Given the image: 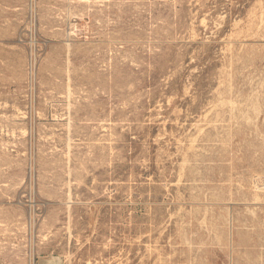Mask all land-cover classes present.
I'll list each match as a JSON object with an SVG mask.
<instances>
[{"label":"rangeland","instance_id":"obj_1","mask_svg":"<svg viewBox=\"0 0 264 264\" xmlns=\"http://www.w3.org/2000/svg\"><path fill=\"white\" fill-rule=\"evenodd\" d=\"M39 1L32 98L0 0V222L33 181L62 264H264V0Z\"/></svg>","mask_w":264,"mask_h":264},{"label":"built area","instance_id":"obj_2","mask_svg":"<svg viewBox=\"0 0 264 264\" xmlns=\"http://www.w3.org/2000/svg\"><path fill=\"white\" fill-rule=\"evenodd\" d=\"M39 0H26L24 11L25 20L28 22L29 30V58L26 65V88L30 96H34L38 85L37 58L34 52V29L39 14ZM33 49V53H32ZM31 177V175H30ZM254 187L264 191V174H256L253 179ZM25 193L15 201L16 204L24 206L27 210L23 221L14 224L0 222V252H12L17 258L24 260L25 264H37L40 248L45 236L39 232V225L43 216L44 204L37 196L36 185L32 182L24 185ZM19 190L23 191L20 187Z\"/></svg>","mask_w":264,"mask_h":264},{"label":"bare ground","instance_id":"obj_3","mask_svg":"<svg viewBox=\"0 0 264 264\" xmlns=\"http://www.w3.org/2000/svg\"><path fill=\"white\" fill-rule=\"evenodd\" d=\"M254 9V8H253ZM261 13H263V12H261ZM252 14V13H251ZM260 15V14H259ZM263 15V14H262ZM253 17V16H252ZM255 17V16H254ZM205 18V17H204ZM203 18V19H204ZM251 18V17H250ZM264 18V17H263ZM255 19V18H254ZM254 19H252L253 20V23H254ZM261 19V18H260ZM251 20V19H250ZM259 20V19H258ZM262 21V20H261ZM204 23V22H203ZM259 24V23H258ZM257 25V24H256ZM254 26V25H253ZM258 28V27H257ZM70 77V76H69ZM69 80H70V78H69ZM71 92V91H70ZM72 93V92H71ZM18 107V106H17ZM16 107V108H17ZM18 109L20 110V108L18 107ZM24 113V112H23ZM24 117H25V115H24ZM22 131H23V133L24 132H26V128H23L22 129ZM71 146V144H69V147ZM70 185H71V182L69 181V187H70ZM71 188V187H70ZM256 195H258V194H256ZM261 196V195H260ZM260 196H259V198H260ZM68 197L69 198H71L72 196H71V191L69 190V194H68ZM262 197V196H261ZM254 199H258V197L257 198H254ZM263 200V199H262ZM72 201V199H69L67 202H68V210H69V212H71V204H69L70 202ZM257 201H259V200H257ZM70 236H71V232H70ZM45 239H47V236H45ZM49 257V255H46V256H44V255H39V259H38V263L39 264H62V259H61V257L60 256H58V255H56V256H54V255H50V257L49 258H46V257ZM59 258H58V257ZM36 262V263H37Z\"/></svg>","mask_w":264,"mask_h":264}]
</instances>
